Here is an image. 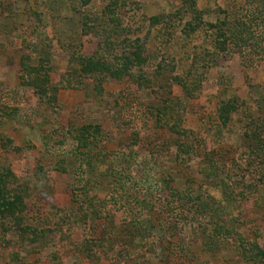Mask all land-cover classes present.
I'll list each match as a JSON object with an SVG mask.
<instances>
[{
  "label": "rangeland",
  "instance_id": "1",
  "mask_svg": "<svg viewBox=\"0 0 264 264\" xmlns=\"http://www.w3.org/2000/svg\"><path fill=\"white\" fill-rule=\"evenodd\" d=\"M109 1L0 0V264H264V0Z\"/></svg>",
  "mask_w": 264,
  "mask_h": 264
},
{
  "label": "trees",
  "instance_id": "2",
  "mask_svg": "<svg viewBox=\"0 0 264 264\" xmlns=\"http://www.w3.org/2000/svg\"><path fill=\"white\" fill-rule=\"evenodd\" d=\"M116 1L117 0H110L109 3H108V5H113L114 2H115L116 5H118V3ZM112 14H113V12H108L104 8L102 14L99 15V17L96 14V20L97 21H101L100 22V25H102V22H103V24L108 25L110 20L113 21V22L115 20H117V17H113ZM190 24H191V27H193V28L196 27V24L195 23L191 22ZM217 25H216V23H214L212 26L216 27ZM103 29H104L105 33L108 36H110V34H112L113 32H115L114 31L115 28H109L108 26L105 27V25H104V28ZM220 31H222V30H220ZM138 50H140V48H137V50L135 48L134 51L140 54V52ZM86 65H87V63H86ZM86 65L84 64L85 67H86ZM90 65H91V63L90 64L88 63L87 68ZM99 67H100V65H99ZM56 92H57V90H55V92L54 91L52 92V93H54L53 94L54 96H55ZM90 126L91 125H86L85 127L88 128ZM245 145H247L249 147V153L253 157L258 158L262 162H264V127H263V130L261 132H259V134L256 136V138L255 137H252V135L250 137H248L247 138V144H245ZM216 163H217V161H214L213 160L212 166L214 168V171H213L214 173L216 172V169H217L216 168V165H215ZM5 174L7 175V172H5ZM3 185H4V176L2 175V176H0V202L3 203V204H8V205L10 203L13 204L15 201H12L10 199V197H7L6 193H4L2 191L3 190V187H2ZM259 194H260L259 196L262 197V200H264L263 199L264 198V193L263 192H259ZM262 200H261V202H262ZM4 207H6V206L4 205ZM0 208H1V204H0ZM227 232L230 233L231 231L230 230L229 231L227 230ZM248 254H250V255H248L249 256L248 259H251L254 263L255 262H259V261L261 262L262 259H263V257H264V250H262L261 248H259L258 247V244L254 243V245H252L251 248H250V253H248Z\"/></svg>",
  "mask_w": 264,
  "mask_h": 264
},
{
  "label": "crops",
  "instance_id": "3",
  "mask_svg": "<svg viewBox=\"0 0 264 264\" xmlns=\"http://www.w3.org/2000/svg\"><path fill=\"white\" fill-rule=\"evenodd\" d=\"M225 1L226 0H206L204 3L203 0H162L161 4L163 5V8L157 11V13L151 15V21L153 22L152 24L155 25L154 27L158 29L162 27L164 28V26L169 29L168 26H171L170 24L175 25L173 20H176L178 17L179 20L176 23H178V25L181 24L180 32L185 30V34L190 35L192 30L194 31L198 28L197 25L193 28L190 24L193 20H196V17L194 16V12H196V10H201L202 12L207 2L209 4H221ZM190 14L192 18H187Z\"/></svg>",
  "mask_w": 264,
  "mask_h": 264
}]
</instances>
